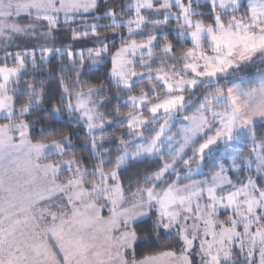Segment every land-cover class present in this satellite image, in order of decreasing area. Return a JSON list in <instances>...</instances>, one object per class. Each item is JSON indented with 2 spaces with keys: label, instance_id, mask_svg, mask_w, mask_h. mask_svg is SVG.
Here are the masks:
<instances>
[{
  "label": "snow or ice",
  "instance_id": "obj_1",
  "mask_svg": "<svg viewBox=\"0 0 264 264\" xmlns=\"http://www.w3.org/2000/svg\"><path fill=\"white\" fill-rule=\"evenodd\" d=\"M0 264H264V0H0Z\"/></svg>",
  "mask_w": 264,
  "mask_h": 264
}]
</instances>
